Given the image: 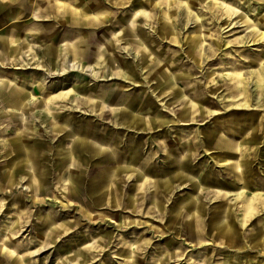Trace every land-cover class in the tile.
Segmentation results:
<instances>
[{"label": "rangeland", "instance_id": "374dc122", "mask_svg": "<svg viewBox=\"0 0 264 264\" xmlns=\"http://www.w3.org/2000/svg\"><path fill=\"white\" fill-rule=\"evenodd\" d=\"M262 140L264 0H0V264H264Z\"/></svg>", "mask_w": 264, "mask_h": 264}, {"label": "crops", "instance_id": "0c3cea01", "mask_svg": "<svg viewBox=\"0 0 264 264\" xmlns=\"http://www.w3.org/2000/svg\"><path fill=\"white\" fill-rule=\"evenodd\" d=\"M7 44V42H6V40H5V38H4V40H3V45H6ZM175 90V89H174ZM190 100L188 99V100H185V102L187 103V102H189ZM183 107H184V109L185 108H189V105L188 106H185V105H183ZM191 108H189L190 110L192 109V108H194L195 106L194 105H191L190 106ZM229 123H231V122H229ZM233 123V122H232ZM236 124H237V126L236 127H234V128H236V129H234V130H231V128L229 127V124H226V123H224V127H227L228 128V130H230V131H232L233 132V134H236V135H239L240 134V132H241V130L243 129V127L244 126H242V124L240 123V122H235ZM262 141H264V140H262ZM261 141L259 140V143H260Z\"/></svg>", "mask_w": 264, "mask_h": 264}]
</instances>
